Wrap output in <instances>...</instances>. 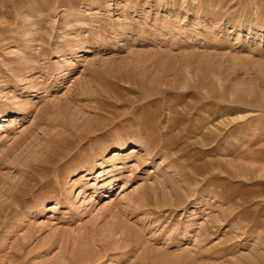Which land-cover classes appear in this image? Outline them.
<instances>
[{
    "label": "rangeland",
    "instance_id": "374dc122",
    "mask_svg": "<svg viewBox=\"0 0 264 264\" xmlns=\"http://www.w3.org/2000/svg\"><path fill=\"white\" fill-rule=\"evenodd\" d=\"M0 264H264V0H0Z\"/></svg>",
    "mask_w": 264,
    "mask_h": 264
}]
</instances>
